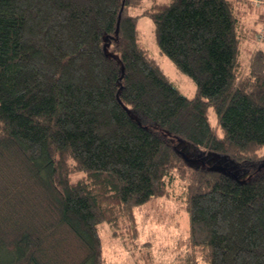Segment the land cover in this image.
I'll list each match as a JSON object with an SVG mask.
<instances>
[{
    "label": "trees",
    "instance_id": "obj_1",
    "mask_svg": "<svg viewBox=\"0 0 264 264\" xmlns=\"http://www.w3.org/2000/svg\"><path fill=\"white\" fill-rule=\"evenodd\" d=\"M144 1L0 0V264H105L99 225L137 239L136 206L173 180L203 264H264V48L250 3ZM138 7L193 96L142 44ZM180 143L235 171L192 165Z\"/></svg>",
    "mask_w": 264,
    "mask_h": 264
},
{
    "label": "rangeland",
    "instance_id": "obj_2",
    "mask_svg": "<svg viewBox=\"0 0 264 264\" xmlns=\"http://www.w3.org/2000/svg\"><path fill=\"white\" fill-rule=\"evenodd\" d=\"M245 1L250 3L244 15L246 25L257 29V46L264 48V0ZM148 3L143 6H148ZM131 12L139 16L142 14V8L138 7ZM138 30L141 42L149 50V55L165 70L186 97L193 96L197 90L193 81L173 66L168 57L159 53L152 20L147 16H139ZM209 110V120L215 125L216 113L212 108ZM180 148L188 156L189 163L194 166H199L204 160L208 161L210 166H226L235 171L236 165H233L226 155L206 154L192 144L180 143ZM260 152L264 154V148ZM168 190V197H158L147 204L136 206L134 214L138 225L137 239L126 237L124 228L123 232L120 231L122 236H114L113 229L107 222L99 225L105 264H187L191 256L197 257V264H203L190 245V215L186 210L183 184L179 180L170 181Z\"/></svg>",
    "mask_w": 264,
    "mask_h": 264
}]
</instances>
